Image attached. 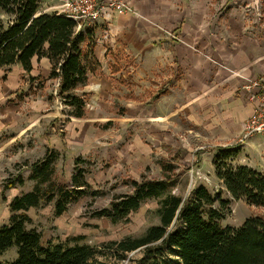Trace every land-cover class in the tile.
Returning a JSON list of instances; mask_svg holds the SVG:
<instances>
[{
	"label": "rangeland",
	"instance_id": "obj_1",
	"mask_svg": "<svg viewBox=\"0 0 264 264\" xmlns=\"http://www.w3.org/2000/svg\"><path fill=\"white\" fill-rule=\"evenodd\" d=\"M154 1L152 7L140 13V20L151 26L147 30L158 32L157 36L164 33L180 41V20L187 18L190 12L197 13V2L203 0ZM204 1L209 5L208 15L223 11H217L221 0ZM41 2V11L60 12L64 0ZM262 3L264 7V0ZM174 17L178 19L174 23L177 27L172 28L167 22ZM254 18V24H262L264 20L259 14ZM85 25L92 28L96 23ZM104 35L105 31H101L96 39ZM149 35L153 42L159 40L154 33L149 32ZM34 62L31 74L48 77L50 70L41 62ZM151 63L146 66L153 67ZM113 67L120 71L110 73ZM143 67L139 58L109 54L100 72H94L85 88L90 93L82 118L73 116L71 109L64 105L58 95L57 81H37L31 89L30 77L21 66H13L10 71L0 69V228L9 223L12 200L34 189L37 181L30 179L32 165L44 160L51 151L56 156L53 180L71 185L76 167H84L90 185L89 196L71 204L61 216L56 215L54 202L32 207L27 212L32 220L29 226L41 233L44 245L79 242L94 246L98 262H179L177 252L169 249L164 250L162 256L144 248L117 252V243L128 237L137 238L159 223L155 213L158 200L143 204L119 224L96 216L97 211L109 207L117 196L132 191L128 184L131 180L164 179L167 175L178 181L172 192L185 197L202 184L228 201L223 226L241 227L247 218L264 215V208L253 206L244 198L235 200L216 176L213 159L217 152L206 149L213 144L224 145L226 141L211 137V133L217 132L206 129L200 107L196 110L194 106L178 104L183 100L178 87L184 78L182 72L176 74L168 65L161 71L153 68L146 71ZM82 89L78 94L84 93ZM165 90L166 95L156 97ZM244 136L243 132L227 142L240 150L234 163L264 172V134ZM166 165L172 169L168 174L164 170ZM17 175H21L25 183L7 188L6 184ZM17 255L18 247L13 245L0 256V263H11Z\"/></svg>",
	"mask_w": 264,
	"mask_h": 264
},
{
	"label": "trees",
	"instance_id": "obj_2",
	"mask_svg": "<svg viewBox=\"0 0 264 264\" xmlns=\"http://www.w3.org/2000/svg\"><path fill=\"white\" fill-rule=\"evenodd\" d=\"M41 0H0V69L10 71L21 66L34 82H58V95L72 115L82 118L89 94H78L88 85L90 72L97 65L94 56V30L77 29L78 23L59 12L41 11ZM88 45L84 49V44ZM48 59V77L33 76L34 60ZM216 151L215 174L235 200L244 198L249 204L264 208V172L248 165H236L240 150L233 147L210 146ZM51 151L44 160L32 165L30 179L37 181L31 192L17 196L9 205V223L0 228V256L17 245L18 258L4 264H105L95 260L96 249L88 244L48 243L27 214L43 202H54L57 216L71 204L89 196L87 169L76 167L71 185L53 180L56 156ZM200 152V151H198ZM198 155V153H197ZM165 173L170 169L164 166ZM164 173V174H165ZM21 175L11 179L6 187L23 185ZM178 181L164 179L131 180L132 191L117 196L110 206L97 211L96 216L119 224L140 207L158 200L155 210L159 223L152 225L137 238H125L117 243V252L146 249L163 255L164 250L177 252V264H264V215L249 217L241 227L223 226L224 201L220 195L198 185L187 196L173 193ZM178 225L174 226L173 225ZM181 225V226H179ZM1 264V263H0ZM171 264V263H168Z\"/></svg>",
	"mask_w": 264,
	"mask_h": 264
},
{
	"label": "crops",
	"instance_id": "obj_3",
	"mask_svg": "<svg viewBox=\"0 0 264 264\" xmlns=\"http://www.w3.org/2000/svg\"><path fill=\"white\" fill-rule=\"evenodd\" d=\"M127 2L134 12L104 15L92 27L97 67L90 72L89 81L94 72H100V66L113 52L115 55L122 53L130 59H141L146 71L147 68L161 71L168 65L176 74L182 72L184 77L178 86L183 100L178 104L202 109L206 129L209 131L212 128L217 132L211 133V137L226 141L224 145L212 146L233 147L227 142L243 134L244 122L252 116L257 103L243 89L240 76L264 77V20L262 24L253 23L256 21L254 16L258 14L264 19L262 0H221L217 11H223L214 16L208 15L206 1L197 2V13L189 11V16L180 20V41L172 40L164 33L157 36L158 32L147 30L151 26L140 20V13L146 7H152L154 0ZM175 20L178 19L171 18L167 24L177 27ZM98 31H105V35L97 40ZM149 32L159 38L156 40L158 44L152 41ZM118 41L120 43L117 44ZM87 47V43L84 44V49ZM39 62L50 70L48 59ZM147 63L153 67L146 66ZM119 71L120 68L113 67L110 73ZM87 86L82 91L89 94L85 91ZM167 93L165 90L156 97L160 99Z\"/></svg>",
	"mask_w": 264,
	"mask_h": 264
},
{
	"label": "built area",
	"instance_id": "obj_4",
	"mask_svg": "<svg viewBox=\"0 0 264 264\" xmlns=\"http://www.w3.org/2000/svg\"><path fill=\"white\" fill-rule=\"evenodd\" d=\"M62 9L59 13L68 18H73L77 23V29L86 31L87 25L97 23L104 15L115 13L129 14L134 12L132 6L125 0H110L102 2L101 0H64ZM243 79V89L248 92L250 98L256 100L253 114L244 122V138H250L254 135L264 134V77Z\"/></svg>",
	"mask_w": 264,
	"mask_h": 264
}]
</instances>
